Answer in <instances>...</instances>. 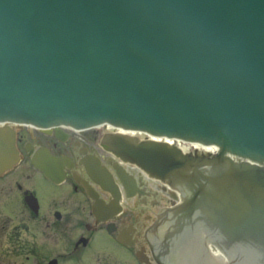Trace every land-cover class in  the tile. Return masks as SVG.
<instances>
[{
    "label": "water",
    "instance_id": "95a60500",
    "mask_svg": "<svg viewBox=\"0 0 264 264\" xmlns=\"http://www.w3.org/2000/svg\"><path fill=\"white\" fill-rule=\"evenodd\" d=\"M18 123L163 139L109 150L178 193L171 229L264 264V0H0V175Z\"/></svg>",
    "mask_w": 264,
    "mask_h": 264
},
{
    "label": "flooded vegetation",
    "instance_id": "af4514ba",
    "mask_svg": "<svg viewBox=\"0 0 264 264\" xmlns=\"http://www.w3.org/2000/svg\"><path fill=\"white\" fill-rule=\"evenodd\" d=\"M109 133L110 131L104 127L88 130L67 127L42 130L22 127L17 131L16 144L20 150L22 161H25L27 166L20 169V163L13 171L0 176V187L2 186V190L4 189L3 184L11 181L14 176L12 174L15 176L16 174L25 175L29 168L34 170L32 177L38 175V179L39 176L43 178L41 170L36 164L45 167L46 170L47 167L51 168V171L47 170L49 172L58 169L62 175V182L55 183L48 178H43L44 181L59 185L63 183L61 186L64 187L63 190L70 192L73 196L81 195L85 198V204L81 210L87 213L88 221L83 222L77 240L73 241L74 251L89 250L94 244L93 238L100 233L101 235L105 234V237L108 236L111 240L115 239L119 244L118 247L127 250L126 253L123 249L121 250L120 259L126 260L128 264H184L188 257L184 256L179 261L176 256L165 254L168 250L173 253L175 244L167 245L157 242V238L160 236L158 232L160 220L161 223L164 221L160 217V212L169 208L173 203L172 195H165L156 183L146 180L137 168L118 162L111 153L106 151L101 146V141ZM43 154H46L52 161L45 160ZM91 167L97 172L88 173L87 169ZM102 174H105L108 179V184L104 186L95 181L102 179ZM39 182L40 180H38L37 187H39ZM125 183L129 188L127 192L124 191ZM86 186L94 190L95 195L108 206V209L95 214L93 209L95 201L89 197ZM12 189L14 190L11 191ZM8 190L4 192L3 197L6 200L10 199L13 192L19 195L31 218L37 220L42 217L41 221L46 228L51 227L52 220V224L57 226L61 222L60 220L67 216V213L55 210L51 212V215L49 214L50 220L47 221L43 214V209L46 206L44 200L42 205L38 191L34 189L33 185H26L24 181L19 182L16 179L13 188L10 185ZM117 191L123 195V205L119 207L121 208L120 213L114 216L111 223L101 222L102 218L117 213L116 206L113 209L109 207L112 201H116L114 205L117 203L118 198L115 194ZM124 194H127V197ZM130 195L134 196L130 197ZM125 213L126 215H124ZM130 238L133 240L130 241ZM120 241L127 244L122 245ZM84 242L85 245H83ZM129 243H133V245L130 246ZM201 257L209 258L207 255Z\"/></svg>",
    "mask_w": 264,
    "mask_h": 264
},
{
    "label": "rangeland",
    "instance_id": "374dc122",
    "mask_svg": "<svg viewBox=\"0 0 264 264\" xmlns=\"http://www.w3.org/2000/svg\"><path fill=\"white\" fill-rule=\"evenodd\" d=\"M26 166L27 163L22 161L19 168ZM32 172L34 170L29 168L25 175L16 174V177L12 174L11 181L3 184L4 189L0 187V264H49L54 260H58V264H128L120 259L123 248L105 234L97 235L93 248L74 251L73 241L77 240L83 222L88 221L87 213L81 210L85 198L63 190V183L50 184L41 176L39 179L38 175L32 177ZM16 179L28 186L33 185L38 191L42 205L43 200L46 204L43 214L47 221L50 220L49 214L55 210L67 213V216L57 226L52 224V220L50 228L43 226L42 217L33 220L19 195L13 192L10 199L3 197L10 185L13 188ZM123 250L126 253L127 250Z\"/></svg>",
    "mask_w": 264,
    "mask_h": 264
},
{
    "label": "bare ground",
    "instance_id": "6f19581e",
    "mask_svg": "<svg viewBox=\"0 0 264 264\" xmlns=\"http://www.w3.org/2000/svg\"><path fill=\"white\" fill-rule=\"evenodd\" d=\"M107 130H109L110 133L106 134L103 137L104 146H105V148L107 150L110 148L111 143H113L116 140L120 141V140H127V139H131V138H135L136 139L135 141L142 142L141 138H143V135H142V133L140 131L126 130L124 128L115 127V126H112V125H107ZM176 145H178L181 148V150L184 151V152L188 151V150H192V149H196L197 151H201V152H205L206 151V149L203 148V147H192L191 145H189V144L186 145L183 142H176ZM48 163H51V162H48ZM48 165H50V164H48ZM47 170L51 171V168L47 167ZM57 171H59V170L57 169ZM57 171L55 170L54 173L58 174ZM94 171L97 172L92 167L87 169L88 173H93ZM52 172H53V170H52ZM104 184L105 185L108 184V179L104 180ZM115 194H116L118 200H117V203L115 205H114V203L116 201L115 202L114 201L111 202V204L109 206L110 209H113L114 206H116V207L120 206L121 207L123 205L122 204V199L120 197V195H121L120 191L119 192L117 191V193H115ZM126 213H128V212H126ZM126 213L124 215H126ZM160 217H161V219H164V221H168L167 218H171L170 214H168L166 212V209L164 211L160 212ZM174 227L175 228H173V229H171L169 227L168 236H167V234L164 236V240L166 241V244L169 241L171 244H176L177 243L178 245H183L184 246L189 241H191L192 234L189 233L192 230L191 226L187 225L186 223H183V224L182 223H180V224L179 223L178 224L175 223Z\"/></svg>",
    "mask_w": 264,
    "mask_h": 264
}]
</instances>
